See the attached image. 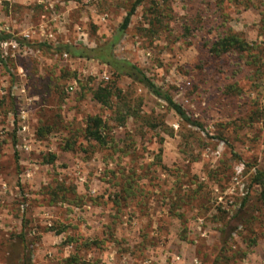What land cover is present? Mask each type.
Here are the masks:
<instances>
[{
  "label": "rangeland",
  "instance_id": "374dc122",
  "mask_svg": "<svg viewBox=\"0 0 264 264\" xmlns=\"http://www.w3.org/2000/svg\"><path fill=\"white\" fill-rule=\"evenodd\" d=\"M135 1L0 0V264H264V0H141L114 46L201 127L44 45L103 44ZM228 31L260 64L209 52Z\"/></svg>",
  "mask_w": 264,
  "mask_h": 264
},
{
  "label": "trees",
  "instance_id": "16d2710c",
  "mask_svg": "<svg viewBox=\"0 0 264 264\" xmlns=\"http://www.w3.org/2000/svg\"><path fill=\"white\" fill-rule=\"evenodd\" d=\"M141 0H136L126 13L123 18L121 25L116 29L115 33L112 35L111 39L103 44H98L92 47L80 44V43H60L56 46L48 45L44 43L47 47L51 48L54 52H60L67 54L72 58H85V59H94L102 64L107 65L113 72L116 77L119 76H128L140 83L149 93L153 94L159 99L164 100L168 107H170L186 124L201 127V123L193 119L186 110L182 107L181 104L177 103L168 90H164L160 86L156 85L150 77H148L137 65L131 61L118 58L114 55L113 49L115 44L118 42L125 29L127 28L130 17L136 9L137 5ZM12 35L0 30V42L10 39ZM252 45L246 41L239 33L228 31L225 34L219 36L209 47V52L214 55H223L226 53H238L240 56H246L252 58V63L256 64L259 62L260 57L252 52ZM258 64V66H259ZM92 98L102 105H107L113 91L111 86H98L95 89L91 90ZM125 120L124 117H120V123H123ZM106 128V123L102 117L98 115H93L87 117L86 125L83 130L84 136L87 139L93 140L100 145H104L107 142L106 135L104 130ZM52 157H50L47 162H50ZM253 181L255 184H258L261 188L260 198L264 200V172L256 171L253 175ZM245 204V200L241 203L237 209L239 214L241 209ZM75 257H70L66 261H71ZM72 263H74L72 261Z\"/></svg>",
  "mask_w": 264,
  "mask_h": 264
},
{
  "label": "built area",
  "instance_id": "2783aa9c",
  "mask_svg": "<svg viewBox=\"0 0 264 264\" xmlns=\"http://www.w3.org/2000/svg\"><path fill=\"white\" fill-rule=\"evenodd\" d=\"M25 36H26L27 38H29L30 34H29V33H26ZM0 43H1V45H6V44H7L6 41H2V42H0Z\"/></svg>",
  "mask_w": 264,
  "mask_h": 264
}]
</instances>
